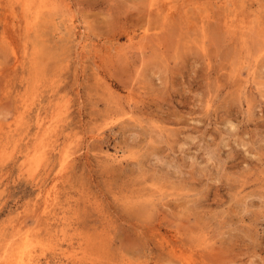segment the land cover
Masks as SVG:
<instances>
[{
	"label": "rangeland",
	"instance_id": "1",
	"mask_svg": "<svg viewBox=\"0 0 264 264\" xmlns=\"http://www.w3.org/2000/svg\"><path fill=\"white\" fill-rule=\"evenodd\" d=\"M0 264H264V0H0Z\"/></svg>",
	"mask_w": 264,
	"mask_h": 264
},
{
	"label": "bare ground",
	"instance_id": "2",
	"mask_svg": "<svg viewBox=\"0 0 264 264\" xmlns=\"http://www.w3.org/2000/svg\"><path fill=\"white\" fill-rule=\"evenodd\" d=\"M42 2H45L46 0H41ZM25 5H26V7H30L31 6V0H25ZM39 22V21H38ZM41 23V22H40ZM38 24V23H37ZM39 124V127L40 128H42L43 127V122H41V120H40V122L38 123ZM44 126H45V124H44ZM40 132H41V130H40ZM44 134V133H43ZM41 135V134H40ZM38 148V147H37ZM38 150V149H37ZM29 170V169H28ZM28 172V174H29V171H27ZM31 173V172H30ZM32 174H34V173H32ZM29 176H31V175H29ZM35 176V175H34Z\"/></svg>",
	"mask_w": 264,
	"mask_h": 264
}]
</instances>
